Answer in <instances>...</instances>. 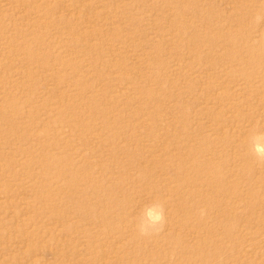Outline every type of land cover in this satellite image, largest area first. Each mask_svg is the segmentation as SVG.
I'll return each instance as SVG.
<instances>
[{
    "label": "rangeland",
    "instance_id": "obj_1",
    "mask_svg": "<svg viewBox=\"0 0 264 264\" xmlns=\"http://www.w3.org/2000/svg\"><path fill=\"white\" fill-rule=\"evenodd\" d=\"M258 15L0 0V264H264ZM156 202L164 229L142 236Z\"/></svg>",
    "mask_w": 264,
    "mask_h": 264
},
{
    "label": "clouds",
    "instance_id": "obj_2",
    "mask_svg": "<svg viewBox=\"0 0 264 264\" xmlns=\"http://www.w3.org/2000/svg\"><path fill=\"white\" fill-rule=\"evenodd\" d=\"M264 21V16L258 15L256 23ZM251 151L258 160H264V132L255 130L250 136ZM201 216L205 215V211L201 210ZM165 226L164 206L161 203H150L143 207L140 213V219L136 225L140 235L146 236L159 233Z\"/></svg>",
    "mask_w": 264,
    "mask_h": 264
}]
</instances>
